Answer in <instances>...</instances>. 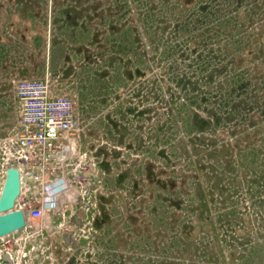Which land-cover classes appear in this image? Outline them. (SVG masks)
Here are the masks:
<instances>
[{
	"label": "rangeland",
	"instance_id": "rangeland-1",
	"mask_svg": "<svg viewBox=\"0 0 264 264\" xmlns=\"http://www.w3.org/2000/svg\"><path fill=\"white\" fill-rule=\"evenodd\" d=\"M46 77L77 153L0 264H264V0H0V139Z\"/></svg>",
	"mask_w": 264,
	"mask_h": 264
},
{
	"label": "built area",
	"instance_id": "built-area-1",
	"mask_svg": "<svg viewBox=\"0 0 264 264\" xmlns=\"http://www.w3.org/2000/svg\"><path fill=\"white\" fill-rule=\"evenodd\" d=\"M13 84L20 112L15 130L0 139V177L7 168L19 170L21 190L15 208L24 211L27 225L41 219L47 197L59 189V181L70 177L66 167L77 153L79 120L75 98L57 80L20 79ZM64 147H69V155L59 159L56 154Z\"/></svg>",
	"mask_w": 264,
	"mask_h": 264
},
{
	"label": "water",
	"instance_id": "water-1",
	"mask_svg": "<svg viewBox=\"0 0 264 264\" xmlns=\"http://www.w3.org/2000/svg\"><path fill=\"white\" fill-rule=\"evenodd\" d=\"M59 159L69 155V147L58 152ZM21 190L20 173L17 168L10 167L5 171V177L0 189V238L12 235L25 228V214L15 208V202Z\"/></svg>",
	"mask_w": 264,
	"mask_h": 264
},
{
	"label": "bare ground",
	"instance_id": "bare-ground-1",
	"mask_svg": "<svg viewBox=\"0 0 264 264\" xmlns=\"http://www.w3.org/2000/svg\"><path fill=\"white\" fill-rule=\"evenodd\" d=\"M4 177H5V174L3 175L2 180L0 182V189H1V186H2V183H3V180H4Z\"/></svg>",
	"mask_w": 264,
	"mask_h": 264
}]
</instances>
